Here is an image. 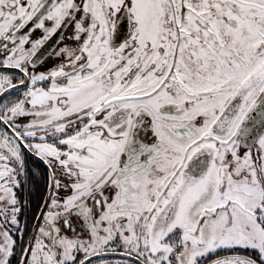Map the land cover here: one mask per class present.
<instances>
[{
    "label": "snow or ice",
    "instance_id": "snow-or-ice-1",
    "mask_svg": "<svg viewBox=\"0 0 264 264\" xmlns=\"http://www.w3.org/2000/svg\"><path fill=\"white\" fill-rule=\"evenodd\" d=\"M0 264H264V0H0Z\"/></svg>",
    "mask_w": 264,
    "mask_h": 264
}]
</instances>
